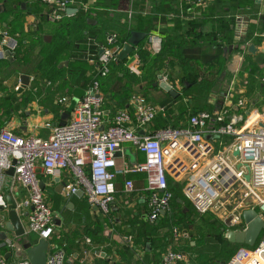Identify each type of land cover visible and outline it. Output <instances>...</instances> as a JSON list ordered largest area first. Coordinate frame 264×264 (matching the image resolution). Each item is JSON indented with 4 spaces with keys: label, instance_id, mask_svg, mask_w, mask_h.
<instances>
[{
    "label": "built area",
    "instance_id": "built-area-1",
    "mask_svg": "<svg viewBox=\"0 0 264 264\" xmlns=\"http://www.w3.org/2000/svg\"><path fill=\"white\" fill-rule=\"evenodd\" d=\"M37 1L46 6L47 15L53 21L70 15L67 8H75L76 12L89 9L86 4L79 3L77 8L76 0ZM181 1L188 8L198 9L209 2ZM10 39L12 37L6 43L7 49L14 52L16 43L10 44ZM87 40L88 46L94 45L92 39ZM107 40L114 43L115 34L109 35ZM148 43L153 53L160 51L158 35H149ZM135 47L133 52L137 50ZM121 48L118 44L103 46L101 53L89 49L86 59L97 58L98 73L105 76L108 64L117 61ZM3 52L0 49V59L5 58ZM128 66L130 71L139 74L138 61ZM232 97L228 90L224 100L229 103L192 113L183 126H165L142 133L158 113L165 112L164 106L133 93L128 106L118 109L106 123L102 108L104 94L95 79L78 99L71 116L53 125L47 137L22 136L0 125V208H7L1 186L6 171L12 169V183L26 189L17 210H28V231L48 242L46 264H65L66 252L63 246L49 241L54 232V215L43 195L37 177L38 167L46 175L59 178L65 198L81 190L86 202L104 215L108 214L113 202L118 176L143 174L150 222L170 209L172 192L167 187V176L183 180L182 193L199 213L208 212L219 205L220 200L224 201V193L233 185L243 187L233 206L234 213L229 215L230 226L245 229L241 215L245 208L255 209L264 222V121L260 112L252 115L246 111L244 98L238 97L233 102ZM58 101L65 103L67 98L61 97ZM125 143L142 153L143 160L118 164L116 153ZM234 151L238 154L234 155ZM123 188L131 192L132 179L125 178ZM173 234L174 237L182 235L176 228ZM6 244L12 259L9 261L0 254V264H29L28 258L21 257V250L11 240ZM186 259L185 253L169 247L162 253L159 264H181ZM225 264H264V235L260 234L253 246L238 248Z\"/></svg>",
    "mask_w": 264,
    "mask_h": 264
},
{
    "label": "crops",
    "instance_id": "crops-1",
    "mask_svg": "<svg viewBox=\"0 0 264 264\" xmlns=\"http://www.w3.org/2000/svg\"><path fill=\"white\" fill-rule=\"evenodd\" d=\"M100 1L103 3L104 0ZM151 1L152 0H124L125 6L123 7L120 5L122 0H120V4L119 0H116L112 8L109 6H103V9H109L110 15L116 13L122 18L127 17L134 29H139L138 26L142 25L143 20L145 19L144 16L151 17L149 33H147V37L140 41L135 47L137 49L136 52L140 50L141 52L150 50L152 55L157 54L152 52L148 43V36L151 34H156L161 38V47L163 40L170 46L177 45V41H171V43L169 42L170 39L168 38V33L165 34L163 32L165 30L169 33H173L175 36L183 37L190 41V44L183 45L184 48L182 49V53L185 58L188 59V62H185L187 65H178L180 62L178 57L170 55L169 52L165 57L162 56L156 58L158 61L161 58V62L158 63L162 66L157 71L155 76L156 80L154 81L151 77H141V70L139 66V74L133 73L129 70L128 65L133 61H138L140 65L147 62V60L142 61L139 54L135 51L127 58L124 66L128 73L138 77L139 81L138 84H136L138 90L152 102L164 106L166 111L157 118L156 122L153 121L147 124L144 127V130L141 131L142 133L144 131L153 132L158 129L157 126L162 125L163 123L167 125L181 124L183 126L187 123L188 114L201 110L202 106L209 105L210 109H208L213 110L220 107V105L224 102L229 103V100H224L228 90L232 92L233 95H239L244 92L243 88L238 87L239 85L237 81V74L241 63L244 60V56L248 53L255 59L264 53V0H239L237 6L235 7H228L223 1L219 2L221 0H209L207 3L209 6L196 11V14L198 15L202 12L207 15V18L203 17L202 19L201 15L198 18H194L191 14V11L193 13V9L188 8L186 5L182 6L184 3L181 0H169L172 5L174 4L173 8H165L164 5L155 3L152 7V10L155 13L149 12L151 10L147 11V9L151 8ZM214 1H216V3L213 4L212 2ZM84 2H86V5L92 10L98 9L99 5L95 3V0H84ZM149 5L150 7H148ZM236 9L242 11L243 13L234 14L235 21L232 26L234 39L241 40L242 35L245 34L246 36L248 31H250V39L245 46L239 47L240 52H237L235 48L232 50L227 49V51L224 52V57L226 58V69L225 72L222 73L221 77L224 83H228L230 80V83L227 85L228 88L225 86L227 89L225 92H223V90H218V94L216 92L210 93L209 97L201 103V91H198L197 94L192 93L191 95L188 91L183 89V86L185 88L190 87L193 82H186V84H183L180 81V77L186 76L188 79H199L201 77V61H203V56L206 54L204 52L201 53V47L198 48L195 46L196 41H201V34L207 35L212 32L213 24L216 23L217 19L220 17L224 18V16L230 17L232 15L231 12H234ZM91 14L92 15L90 16L84 15L81 16V18L76 19L77 15L80 14L76 15L74 13L68 15V17H64L61 21H53L47 15V8L40 4L37 0H6L5 2H0V49H7L6 43L10 37L15 39V37L22 36L23 34H34L33 38L40 37L43 47L49 46L51 44V39L58 34L59 29L57 28V24H60V26L61 24H64V28L65 26L68 27L67 29L69 31V35H67V39L59 41V46L57 45L58 49L63 47L61 51H63L64 54H70V56H73L74 58L87 60L86 53L89 52V49L97 53L100 48L105 46L104 43L101 42L100 37L92 36L89 33L90 31H85L82 35L83 38L80 37L82 40L80 38H75L78 37L83 26L79 23L82 20H85L92 27L95 26L94 30L98 29L99 25L96 26V24L97 16L99 15L95 12H92ZM128 14H131V16L129 17ZM238 16L248 18V20L245 21L244 19L243 21L236 22V18ZM76 20H79V24L75 23ZM201 20H204L203 24H201ZM70 33L73 35H70ZM88 38L92 39V44L94 45L88 46ZM249 45H253L255 51L250 52L248 50ZM82 46L85 48H82ZM58 49L54 52V54L52 53L54 58L61 53ZM206 50L210 51L209 49ZM73 61V59L62 60L58 64L60 70L57 71L61 77L57 80H53V82L50 81L51 84H46L47 86H43L44 88H41L42 86H38V88L30 91L31 87L34 86L32 81L33 75L27 74L30 77V82L24 88L21 89L19 86V88L16 89V100L18 101H15L14 103L10 102L9 105L11 106L9 108V112L6 117L2 119L4 126L22 136L35 135L39 137H47L50 135L51 127L53 125L62 120L68 119L72 112L66 114L65 118H63L62 114L67 112L69 107L68 104L74 94H80V98L84 93L86 88L79 84L83 81L84 77L88 75L91 76L92 72V70H89L83 73L82 70H76L72 66L68 67V62ZM6 62L10 63L12 61L8 60L6 57L0 59V86H4L6 68L12 78L17 79V84L21 85L20 75L23 73H17L14 75L12 68L8 67ZM63 67L65 69L61 70ZM68 72L75 73L74 79L70 80L65 77L66 75H62L67 74ZM162 77L164 78V81L172 87V89L179 93L178 97L172 96L168 91L160 87L159 82ZM234 79H236V83L233 86L234 83L232 82ZM124 83L125 79L108 81L105 89H116L115 91L119 90L118 92H115L116 97L122 92L123 87H125L123 86ZM30 93L32 94L31 99L24 102V99ZM62 96L67 97V101L64 104H58L57 97L60 98ZM240 96L241 95L238 97ZM242 98H244L247 104L246 111L248 113L251 112L252 115L260 112L262 115L261 119L264 121V98L262 94L260 97L257 92H255L254 95L249 96L242 94ZM231 100L234 102V97H232ZM107 105L108 107L106 106L107 108L104 110V120L106 123L111 120L109 110L116 112L118 109L123 108L121 106L118 107L111 100H108ZM127 106L128 104L125 105V107ZM184 109L186 110V115L182 116L181 111ZM47 123H49L50 126H47ZM116 157L118 164H122L123 162L133 164L143 160V154L136 151L129 143L123 144L121 150L116 153ZM11 176L12 172H9V170L6 171L1 186L2 191L5 196L10 195L16 201V204H19L22 198L26 195V189L20 185L13 184ZM37 177L40 184H42L41 188L43 195L49 203L54 215V232L52 240L54 239L61 242L66 250L65 264H74V262L76 264V260H78V264H101L102 259H109L114 262L113 264H159L160 255L163 250H158L159 245H154L153 242H160L161 239H163L164 242L161 243L166 244L167 248L175 247L179 251L186 254L187 259L181 264H201V250H186L187 241L191 245L196 244L195 239L199 236L197 232L192 230V228H183L182 231L187 233L186 238L172 237L171 233H169V215L173 210L174 212H181V215L185 214L188 210L186 202L179 201L181 206L176 207L175 205H172L170 213L169 211L162 213L156 221L150 222L147 217V193L143 174H134L128 177L133 181V190L131 192H126L124 190L121 179L122 177L118 176L114 199L110 205L109 212L106 215H103L96 207L90 206L86 202L83 195L79 196L75 194L70 198H65L62 190L61 192H58V190H60L58 183L61 182H55V177L46 175L41 167L37 168ZM236 200H239V198H233L234 203H236ZM220 201L219 206L222 207L228 203V198H224V201ZM75 210L87 213V215L81 216L82 224H85L86 222L91 223V225L96 224L98 227L102 226V228L105 226V229L109 231L106 233L107 235H104L107 240L101 241L103 237L99 236L94 239L96 240V245L93 247L90 244L91 242L88 241L87 243L81 238V234L77 235L76 230H78V228L70 222L71 220H66L63 215L66 211L73 212ZM7 211V208L0 209V237L2 236V233L5 232L6 234L5 240L0 238V254L3 257L4 254L10 252V248H8L6 244L7 240H11L12 242H15L16 240H23V242L30 240L34 244L39 239L37 234L28 231V222L26 217L28 211L27 209L20 208L19 211L17 210L21 223L25 229L26 236L17 238L15 237L13 231L6 230L4 225L8 220ZM98 214L105 216L108 223L106 222L104 225L101 224V222H99L100 220H97ZM187 218H192L191 214L183 216L186 223L188 222ZM224 219L229 223L230 216ZM198 220H200L201 223L200 216L194 218V222ZM230 230H238V227ZM121 234H125L124 236L127 235V237L125 238L121 236ZM192 238L194 241H192ZM85 242L87 244H85ZM3 243L6 244L5 247L2 246ZM102 243H105V245H102ZM98 244L99 249H94ZM113 244H116L119 248H121L120 252L122 254V258L116 253V250L112 249L114 247ZM15 246L20 249L19 244H15ZM110 246L111 250H103ZM106 251H108V253H106ZM101 253H104V256H102ZM20 255L21 257L26 256L22 250ZM10 259H12V254H10L7 258L9 261Z\"/></svg>",
    "mask_w": 264,
    "mask_h": 264
},
{
    "label": "trees",
    "instance_id": "trees-1",
    "mask_svg": "<svg viewBox=\"0 0 264 264\" xmlns=\"http://www.w3.org/2000/svg\"><path fill=\"white\" fill-rule=\"evenodd\" d=\"M5 1L6 0H0V2H5ZM78 1L79 0H76V4H75V6L77 8H78ZM222 1L224 3H226V6H228V7H230V6L235 7V6H237V3L239 2V0H221L219 2H222ZM155 3H160V5H164L165 8H173L174 7V4L172 5L169 2V0H152L151 4H150L151 8L147 9V11L151 10L149 12L155 13L152 10V7ZM212 3L214 4V3H216V1H214ZM81 4H84V3H81ZM150 5L148 7H150ZM183 5H186V4H182V6ZM206 6H209V4H206L204 7H206ZM192 9H193V13L191 11V14H192V16H194V18H196V17L198 18V17H200V15H201V19L203 17L207 18V15L204 14L203 12L200 15L196 14V11L198 10V8H192ZM92 11L95 12L97 15H99V16H97V24H96V26L99 25L98 29L94 30L95 26L94 27L90 26L85 20H82L80 22H79V20H76L75 21L76 24L80 23L83 26L81 28V31H80L78 37H75V38H80V37L83 38L82 35L85 33V31H90L89 33L92 36L100 37L101 42L104 43L105 46H110L113 44H118L119 46H123V44L129 38L130 32L132 30H138V31L149 33L150 21H151L150 16H144L145 19L143 20L142 25L138 26V28L141 30L134 29V27H132L130 20L127 17L122 18L121 16H119L116 13H113L112 15H110L108 8L103 9V8L98 7V9H94V10L88 9L87 11H83L82 9H78L75 14L76 15L80 14V15H77L76 19L81 18V16H84V15L90 16V15H92L91 14ZM194 11H195V13H194ZM237 13L240 14L243 12L236 9V10H234V12L233 11L231 12L232 15L230 17H227V16L226 17L224 16V18L220 17L219 19L216 20V23L213 24L212 32L210 34H207V35L201 34V41L195 40L196 41L195 46H197L198 48L201 47V53L204 52L206 54L203 56V61H201V76L205 77V78L202 79L200 77L199 79L198 78L188 79L186 76L180 77V81L183 84H186V82L187 83L193 82L190 87L185 88L183 86V89L188 91L191 95H192V93L197 94L198 91H201V103L204 102L209 97L210 93L216 92L218 94V90L220 91L219 84H221L223 82V79L221 76H222V73L226 69V58L224 57V54H225L224 52H226L229 47H231V50L233 48H235L237 52H240L239 47L245 46L248 43V40L250 39V31H248L246 33V36L243 40H235L234 39L232 26H233V22L235 21V15L234 14H237ZM203 21L201 20V24L204 23ZM192 23H194V22H192ZM62 27H63L62 35L64 37L62 40H65V39H67L66 38L67 35H69V31L67 29L68 28L67 26H65V28H64V25H62ZM163 32L165 34L168 33V38L170 39V41H169L170 43H171V41H174V42L177 41L178 44L174 45V46H170L167 42H164V40H163L161 50L156 55H152L150 50L149 51L145 50L143 52H141V50L137 51L136 53L139 54L142 61L147 60V62H144V63L139 65L140 70H141V72H140L141 77H151V79L153 81L156 80L155 79L156 73L159 70V68L162 66L160 63H158V62H161L160 61L161 58L159 59V61L156 58L162 57V56L165 57L168 52L170 53V55H175L178 57V60L180 61L178 63V65L182 66V65L186 64L185 62H188V59L185 58L184 54L182 53V49L184 48L183 45L190 44V41H188L187 39H185L183 37L175 36L173 33H169L167 30H165ZM72 33H70V35H73ZM112 34H115V41H114V43L111 44L108 42L107 37L109 35H112ZM33 35L23 34L22 36L15 37V40L17 41V43H16V48H15L14 59L10 63L6 62V65L8 67L12 68V71L14 74H17V73L30 74V73L26 72L25 70H23L22 66L24 64L23 62H25V60L30 58L28 55H30V54L34 55V52H35L36 55L41 57V59H44V61H47L48 59H52V61H53L52 66L54 67V69L56 71V72H54L55 74H52L53 78L58 77L57 71L60 70V68L58 67V64L62 60H65V59L66 60H70V59L74 60L73 62H68V67L72 66L76 70L77 69L82 70L83 73H85V71L92 70L91 76L88 75V76L84 77L83 81L80 82L79 85H83L85 88H87L93 80L97 79L100 83L101 90L104 94V101L102 104V108L104 110L108 107V105H107L108 100L113 101L118 107H120V106L125 107V105L128 103V99H129L131 94L139 93V94L145 96L137 88L136 84H138V81H139L138 77H136L135 75H132V74L128 73V71H126V68L124 65H125L127 59H125L121 62H117V61L110 62V64H108L107 74L105 76H100L98 73V67L100 66V63L98 62L97 58H96V60H93V61L84 60L82 58H74L73 56H70V54H64V52L61 51L63 47L58 49V50H60L61 53L58 54L54 58V56L52 54L53 50L50 48V45L43 47L42 41H40L41 40L40 37L33 38ZM39 44H41V45H39ZM37 48H38V50H36ZM82 48H85V47L82 46ZM206 49H209L210 51H207ZM255 59L253 58V56L251 54L247 53L244 56V60L242 61L241 66H240L239 71H238V74H237V81L240 84L238 87H241L244 89V92L242 94L245 96L254 95L255 92H258L259 94H264V53H262L260 56L256 57ZM4 64H5V62H4ZM63 69H65V68L63 67L61 70H63ZM44 70H46L48 72L50 70V66L46 65ZM35 73L36 74H31V75H33L32 81H34V83L37 82L38 85L33 83L34 86L31 87L30 91H33L35 88H38V86L39 87L42 86L41 88H44L43 86L46 87L47 86L46 84H51L50 81H52V80L49 79L50 78L49 74H47L46 72L45 73L35 72ZM120 79H125V83L123 84V86H125V87H123L122 92L115 97V95H116L115 92H118L119 90L118 91H115L116 89L106 90L105 86L108 83V81H118ZM1 87H3V86H1ZM175 92L177 93L176 97H178L179 93L177 91H175ZM31 96H32L31 93L28 94V96L24 99V102L29 101L31 99ZM238 96L239 95H237V94L233 95L235 101L237 100ZM62 97H65V96H62ZM145 98H147V97L145 96ZM58 100H57L58 104H64V103H60ZM147 100H149V99L147 98ZM149 101H151V100H149ZM9 104H10L9 100L4 101V102L2 100H0V108H3L4 110H6L7 113L9 112V108L11 106ZM155 104H157V103H155ZM201 106H202V104H201ZM209 107H210L209 105L202 106L201 110H209L210 109ZM195 112H197V111H194V113ZM114 114H115V111L109 110V115L111 116V118L113 117ZM161 114L162 113H158L156 115V117L153 119V121L156 122L157 118L159 116H161ZM181 115L182 116L186 115L185 109L181 111ZM189 115L190 114H188V116ZM2 122H3V120H1V114H0V125L4 126V124ZM165 126L177 127V126H182V125L181 124H176V125H169L168 124L167 125V124L163 123L162 125L157 126V128L165 127ZM131 175H134V174H128L127 176H124V177L120 176V177H122L121 178L122 183H123V180L125 178H128ZM172 181L173 180L171 179V177L167 176V187L172 192V198L170 201L169 213L171 211L172 205L179 207V206H181L179 201L186 202V206L188 208V210L186 212L187 214L185 213L182 215L183 216L189 215V213H190L192 216V218H190L191 224L194 223V218L199 217V216H200V219H202L204 222H206V224L213 223L215 219L208 218L207 214H206L208 212H205V213L197 212L194 209V207L191 205V203L185 199V197L182 193L183 183L181 186V191H179L177 185H175ZM117 182H118V179L116 180V184H117ZM182 215H181V212H174V210H173L171 212V214L169 215L168 220L170 222L169 225L170 224H175V225L178 224V226L181 229L180 230L177 229V230L180 231V233L182 234L180 236V238H186L187 233L185 231H182V229L185 227H181V224L186 223L185 220L183 219ZM230 229H234V228L233 227H225L223 225L221 230H224V232H225L226 230H230ZM171 235H172V237H174L173 229H172ZM261 235H264V230L262 231ZM101 237H103L101 241L107 240L105 238V236H101ZM49 241L55 242L56 244L63 246L61 242L56 241L54 239L52 240V237ZM161 242H163V239H161V241L159 242V246L160 245L166 246V244H163L164 242L163 243H161ZM90 244L93 247H95V245H96V244H92V243H90ZM102 245H105V243H102ZM218 245H219V249L220 248L226 249V248H229L230 246H232V248H230V250H228V252H229L228 254L230 256L228 255V257L226 259L216 258V260L218 262L216 261V263L214 262V264H225L230 259V257L238 250V248H240L242 246L250 247L247 245L230 243L227 241L225 236L222 240L220 239V242ZM98 246H99V244L94 249L98 250L99 249ZM113 246L114 247L112 249L116 250V253L122 258V254L120 252L121 248H119L116 244H113ZM159 246H158V250H160L159 248L163 249L162 246L161 247H159ZM233 247H236V248L233 250ZM173 249L178 250L175 247ZM103 250H111V246L107 247L106 249H103ZM122 250H124V249H122ZM164 251L165 250H163L162 253ZM219 251L221 252L222 250H219ZM223 251H226V250H223ZM65 252H66V250H65ZM106 253H108V251H106ZM162 253H161V255H162ZM161 255H160V258H161ZM76 261L78 262V260H76ZM77 262H76V264L79 263V262L78 263ZM101 262H102L101 264H109V259H106V260L102 259ZM74 264H75V262H74Z\"/></svg>",
    "mask_w": 264,
    "mask_h": 264
},
{
    "label": "rangeland",
    "instance_id": "rangeland-1",
    "mask_svg": "<svg viewBox=\"0 0 264 264\" xmlns=\"http://www.w3.org/2000/svg\"><path fill=\"white\" fill-rule=\"evenodd\" d=\"M116 0H104L103 3L100 0H95V3H97L100 8H103V6H109L110 8H112V6H114ZM79 4L84 3L86 4V2H84V0H79L78 1ZM123 3V5H122ZM102 4V5H101ZM119 4H120V0H119ZM121 6H125L124 0H122ZM94 7V6H92ZM96 7V6H95ZM89 8V7H88ZM91 9V8H89ZM93 12V11H92ZM91 12V13H92ZM57 28L58 30V34L57 36H54L53 39H51L50 41V48L53 50V54L54 52L57 51L58 47V43L60 40H62L64 37L62 35V31H63V27L62 25L64 24H57ZM40 45V44H39ZM38 50V48L36 49ZM30 58H28L27 60H25V62H23V70H25L26 72L30 73V74H36L35 72H39V73H47L49 74L50 78L53 82V80H57L59 79V77H61L58 74V78H53L52 74H55L54 72L55 69L52 66L53 61L52 59H48L47 61H44V59H41V57H39L38 55H36V53L34 52V55H28ZM50 66V70L47 72L46 70H44L45 66ZM225 72V71H224ZM16 75V74H14ZM62 75H66L65 77L69 78L70 80L74 79V75L75 73H70L68 72L67 74H62ZM79 75V74H78ZM213 76V75H212ZM5 83H4V88L0 86V100L4 101H10L12 103H14L16 100V96H17V88H19V84H17V79L16 78H12L11 74L8 72V69L6 68V72H5ZM202 79H204L205 77H202ZM34 83V81H33ZM230 83V80L228 81V83H224V81L219 84L220 86V91L223 90V92H225L227 89V85ZM234 83L233 86L236 83V79H234V81L232 82ZM3 84V83H2ZM34 84L38 85L37 82H35ZM238 85H240L238 83ZM226 86V87H225ZM228 88V87H227ZM257 94H259L257 92ZM240 97H242V94ZM261 96V94H259V97ZM263 98H264V94H262ZM59 99V97H57ZM73 98V97H72ZM218 98V97H217ZM57 99V100H58ZM72 100V99H71ZM70 100V102H71ZM249 101V100H248ZM70 105V103L68 104V106ZM0 114H1V120L4 119L7 115V111L4 110L3 108H0ZM63 118H65L66 116V112H64L62 114ZM12 172V169L9 170V172ZM173 181V183L175 185H177L179 191H181V186L183 183L182 179H173L171 178ZM244 190V188H238V186L233 185L232 188H230L228 191H226L224 193V197L228 198V203H226L224 206H219L217 205V207L212 208V210L208 211L207 217L208 218H212L215 219L213 223L210 224H206V222H204L201 219V223L200 220L194 222L191 224L190 218H187L188 222L186 224H181V227H185V228H192V230H194L195 232H197V234H199V236L197 237V239H195L196 244L195 245H191L188 243L186 244V250H201V264H214V262L216 261V258H223L226 259L228 257V250H230V248H232V246H230L229 248L223 249L220 248L219 249V242L220 239L222 240L224 238V230H221L223 225L225 227H231L230 223H228L227 220H225L224 218L229 217L230 214L234 213L233 210V206H234V202H233V198L238 199L241 196L242 191ZM232 198V199H231ZM230 199V200H229ZM237 201V200H236ZM85 212H80L79 210H75L73 212L70 211H66L64 212V217L66 220H71L70 222L76 226L78 228V230H76V234L77 235H82L81 238L83 240H88L91 243H96L94 240L95 238H98L99 236H104L107 235L106 233L109 232L107 229L101 227H98L96 224H92L91 223H86L82 224L81 223V216L82 215H87V213ZM190 214V213H189ZM205 214V215H206ZM104 215V214H103ZM102 214H98V219L100 220L99 222H101V224L104 225V223H108L107 219L105 218V216H103ZM221 215V216H220ZM109 226V224H108ZM169 228V233H172V229L176 228V229H181L178 224H170L168 226ZM223 232V233H222ZM190 233V232H189ZM125 234H121V236L123 237H127L124 236ZM192 235V234H191ZM192 241H194V239L192 238ZM154 245H159V241H154L153 242ZM85 244H87L85 242ZM162 245H160L159 247H161ZM86 247V246H85ZM162 248H159L160 250H166L167 246H162ZM236 247H233V250ZM182 250V249H181ZM204 250V251H203ZM219 250H222L221 252ZM226 250V251H223ZM230 256V255H229ZM207 262V263H206ZM211 262V263H210Z\"/></svg>",
    "mask_w": 264,
    "mask_h": 264
},
{
    "label": "water",
    "instance_id": "water-1",
    "mask_svg": "<svg viewBox=\"0 0 264 264\" xmlns=\"http://www.w3.org/2000/svg\"><path fill=\"white\" fill-rule=\"evenodd\" d=\"M66 12L68 14H74L76 13V9L67 8ZM244 19L245 21L248 20V18H242L241 16H238L236 18V22L243 21ZM146 37H147L146 32L132 30L130 32L129 38L127 39V41L123 44L122 48L117 53V62H121L127 59L133 53L134 47L137 46L138 43ZM244 38H245V34L242 35L241 40H243ZM15 43H16V40L14 38L10 39V44H15ZM228 50H231V47L228 48ZM248 50L250 52H253L255 51V48L253 45H249ZM100 53H101V50H100ZM3 54L8 60L12 61L14 59V52L9 49L4 50ZM29 82H30V77L27 74L20 75V83H21L20 88L21 89L27 86ZM159 85L164 90L168 91L172 96L177 95L175 90L172 89V87L169 84H167L165 81H163L162 78H160ZM79 96L80 94H74L70 102V105L67 109L66 114H69L70 112L73 111V109L76 106ZM233 154L237 155L238 152L234 151ZM248 178L249 176L246 175V179ZM54 180L57 183L59 182V178L57 177H55ZM40 186L42 187V184H40ZM58 187L60 189L58 190V192H61L63 188V184L58 183ZM76 194L81 196L82 191L79 190ZM5 199H6L7 210H8L7 211L8 220L4 225L6 230L13 231L15 237L17 238L26 236L25 229L23 227V224L21 223L20 216L17 212L16 201L10 195H6ZM241 215L246 225L245 229L228 230L225 232L224 236L227 239V241L230 243L253 246L256 243L260 234L262 233L264 222L262 218L259 216V214L257 213V211L253 208L243 209ZM0 238L2 240H5L6 238L5 232L2 233V236ZM13 243L14 245L15 244L20 245V249L24 251L26 257L29 260V264H46V253L48 250L47 240L39 238L34 244L30 240L26 242H23V240L22 241L16 240ZM5 245H6L5 243L2 244L3 247H5ZM10 254L11 252H7L6 254H4V258L7 259ZM101 255L104 256V253H101ZM113 263H114L113 261L109 260V264H113Z\"/></svg>",
    "mask_w": 264,
    "mask_h": 264
}]
</instances>
